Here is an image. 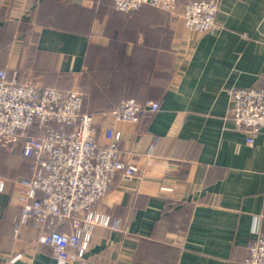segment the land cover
I'll use <instances>...</instances> for the list:
<instances>
[{"label": "crops", "instance_id": "obj_1", "mask_svg": "<svg viewBox=\"0 0 264 264\" xmlns=\"http://www.w3.org/2000/svg\"><path fill=\"white\" fill-rule=\"evenodd\" d=\"M80 1L0 0V70L17 72L20 83L80 90L97 139L106 142L107 127L120 130L119 151L138 167L131 178L117 173L95 204L119 226L94 227L85 258L245 264L249 244L264 235V128L247 142L230 91L264 88V0H216L214 33L186 27L187 0L172 14ZM125 97L160 109L139 123L117 121L109 111ZM18 140L0 138V264L17 253L14 264H56L40 227L21 222L18 188L32 160Z\"/></svg>", "mask_w": 264, "mask_h": 264}, {"label": "built area", "instance_id": "obj_2", "mask_svg": "<svg viewBox=\"0 0 264 264\" xmlns=\"http://www.w3.org/2000/svg\"><path fill=\"white\" fill-rule=\"evenodd\" d=\"M181 2L113 0L115 9L126 14L146 4L172 14ZM80 5L92 9L95 0H81ZM217 12L216 0H187L181 17L191 30L214 33ZM230 94L233 121L245 129L247 142L252 143L253 135L264 128V88H232ZM82 99L78 89L65 94L53 87L20 83L17 72L9 76L7 69L0 70V138L11 139L19 133L25 139L23 154L32 160V175L22 179L18 188L21 222L33 219L41 225L39 242L52 248L56 264H90L85 253L94 227L119 226L117 219L97 211L95 204L117 173L131 178L138 171L119 151L120 130L107 127L106 142L97 139L94 116L82 113ZM159 109L157 101L125 97L112 114L117 121L139 123ZM4 186L0 179V191ZM248 250L245 264H264V235ZM22 256L17 253L4 264H14Z\"/></svg>", "mask_w": 264, "mask_h": 264}, {"label": "trees", "instance_id": "obj_3", "mask_svg": "<svg viewBox=\"0 0 264 264\" xmlns=\"http://www.w3.org/2000/svg\"><path fill=\"white\" fill-rule=\"evenodd\" d=\"M60 90V89H59ZM82 98H83V95H82ZM137 100V99H136ZM82 101H83V99H82ZM137 101H139V100H137ZM139 102H143V101H139ZM120 103V102H119ZM118 103V104H119ZM118 104L115 106V107H113V109H115L117 106H118ZM113 109H111L109 112L111 113V115H113L112 114V112H113ZM83 111V110H82ZM82 113H84V112H82ZM89 114H91V113H89ZM91 115H93L94 117H95V115L94 114H91ZM143 120V119H142ZM141 120V121H142ZM96 124V123H95ZM16 136V135H15ZM15 136L13 137V138H11L10 139V143L11 142H13V141H15V140H18V139H16L15 138ZM19 139H21V140H18V141H21V145H22V147H23V145H24V143H25V139L24 138H19ZM33 220V219H32ZM34 223H35V221H34ZM36 224V223H35ZM38 227H40V229L42 230V228H41V225H38V224H36ZM41 232V231H40Z\"/></svg>", "mask_w": 264, "mask_h": 264}]
</instances>
